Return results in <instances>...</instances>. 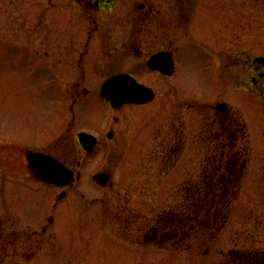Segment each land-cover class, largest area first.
Masks as SVG:
<instances>
[{
    "label": "rangeland",
    "instance_id": "1",
    "mask_svg": "<svg viewBox=\"0 0 264 264\" xmlns=\"http://www.w3.org/2000/svg\"><path fill=\"white\" fill-rule=\"evenodd\" d=\"M230 2L201 0L197 22L186 23L187 33L196 41L185 39L175 73L165 77L149 74L139 63L133 67L141 82L157 88L156 98L114 112L115 119H120L113 125L116 137L98 147L114 153L106 160L99 155L83 158L76 137L79 130L91 131L99 124L105 97L98 91L84 94L80 100L77 96L79 101L72 113L69 95L59 90L61 80L52 57L21 39L20 12L3 11L8 1L0 0V134L19 137L34 148L55 150L59 158L81 172L69 196L60 202L52 227L58 237L41 238L34 246L42 249L49 263L135 264L143 258L154 264L162 258L170 261L169 252H143L121 239L127 234L115 229V207L127 199L142 205L153 203L156 215V211L176 204L181 200L179 186L197 179L194 168L197 170L201 159L204 162L214 142L218 149L220 143L229 144V148L236 142V148L243 146L245 158L240 159L246 163L239 180L242 190L231 197L221 234L214 241L203 237L202 253L209 250L208 254H183L182 263L218 264L222 259L220 249L231 246L264 252V98L246 88L241 68L244 59L264 52V0ZM33 17L28 18L29 24ZM48 17L44 15V19ZM227 17L231 19L230 29ZM229 39L233 45L229 75L234 77L233 83L219 76L214 56V42L223 49L230 44ZM219 102H226L235 116L231 128L234 138L220 136V120L216 117ZM182 129V153L167 157L164 152L177 145ZM217 160L215 156L211 159ZM100 168L112 174L113 186L97 184L93 175ZM25 191L27 203L36 206L26 216V223H31L28 230H39L42 215L36 209L56 197L58 189L43 183L34 189L27 183ZM205 226L203 231H207ZM69 247L73 249L70 260L63 255ZM54 250L58 255L55 258ZM13 252L12 246L7 264H22L18 261L23 260L20 252Z\"/></svg>",
    "mask_w": 264,
    "mask_h": 264
},
{
    "label": "flooded vegetation",
    "instance_id": "2",
    "mask_svg": "<svg viewBox=\"0 0 264 264\" xmlns=\"http://www.w3.org/2000/svg\"><path fill=\"white\" fill-rule=\"evenodd\" d=\"M7 1L3 11L13 9L21 14V39L36 48L44 49L46 54L52 57L56 76L61 80L59 90L69 95L72 113L74 105L82 95L92 91L101 94L102 83L113 75L130 74L141 82L133 70L138 63L142 64V67L144 65L151 75L156 72L166 77L175 73L185 39L196 41V38L187 33L186 23L194 20L195 24L201 9V0ZM44 15L49 17L44 19ZM31 16L34 17L29 24L28 18ZM229 18L227 17L226 24L229 23L230 29ZM58 34L63 37L58 39ZM229 40L230 44H226L223 49L214 42V56L219 76L224 78L226 83H233L234 77H229L233 68V45L232 39ZM153 58L156 65L166 64L173 59V71L166 73L158 67L150 66ZM241 68L242 74L246 76V79L243 78L246 88L264 98V52L244 59ZM149 86L156 93L157 88ZM126 105L130 104L112 108L108 114L104 111L99 124L87 131L96 135L98 141L92 152L82 148L83 158L99 155L106 160L112 159V151L100 150L98 147L114 140L116 132L113 125L120 121L115 119L114 112L127 107ZM216 117L220 120L221 138L225 135L233 137L231 128L235 125V116L229 107L225 110L216 108ZM80 131L83 130L76 134L78 142ZM179 133L182 134L177 137V145L172 149L170 146V150L164 152L167 157L170 153H176L177 156L182 153L183 129ZM174 134L178 135L177 132ZM236 136L239 137L237 129ZM237 143L230 148L229 144L224 146L220 143L219 149L215 142L212 143L204 156V162L201 159V162L197 163V170L194 168V173L198 172L197 179L179 186L178 196L181 200L176 204L172 203L168 208L156 211V215L153 213V203L146 202L142 205L132 199L118 203L114 212L115 229L122 235L127 234L126 237L120 238L143 252L157 249L172 254L170 261L162 258L161 262L155 264H183V254H208L209 250L202 253L203 237L214 241L221 234L227 224L231 197L235 191L242 190L239 180L243 178L241 172H244L242 169H245L243 165L246 161H242L240 157L245 158V151L243 146L236 148ZM47 148H34L19 137L15 139L0 134V264L8 263V252L12 246L14 252L19 251L23 257V260H18L22 264L49 263L42 249L34 246L41 238L58 237L52 227L56 223V216L59 215L60 202L69 196L75 183L65 186L48 183L34 173L28 162L29 151L57 154L55 150L50 151ZM198 154L199 152L197 156ZM213 156L218 157L219 161H211ZM194 158L196 154L191 156V159ZM64 162L68 165L66 159ZM79 163L82 164V160ZM98 170L110 173L102 168ZM27 183L34 189L36 184L41 183L58 189L54 194L56 197L36 209L42 215L39 230H28L31 223H26L27 214L33 213L36 207L25 199ZM113 185L110 179L108 185L100 186ZM202 188L214 192L204 205L201 202ZM63 191L65 196L59 198ZM143 206L145 211L142 210ZM204 224L207 231L201 229ZM219 253L222 259L218 264H264V252L260 251L231 246L221 248ZM63 255L70 260L73 249L67 248ZM57 256L54 250V258ZM135 264L154 263L144 261L143 258Z\"/></svg>",
    "mask_w": 264,
    "mask_h": 264
},
{
    "label": "water",
    "instance_id": "3",
    "mask_svg": "<svg viewBox=\"0 0 264 264\" xmlns=\"http://www.w3.org/2000/svg\"><path fill=\"white\" fill-rule=\"evenodd\" d=\"M155 61H152L153 65ZM173 61L166 64H159L157 67L169 72L172 69ZM103 92L109 97L115 106L122 105L129 102L145 103L149 102L155 97L152 88L139 83L134 77L128 74L114 75L105 81ZM219 109H226L225 103L218 105ZM79 138L84 147L89 150L94 146L96 138L90 133L80 132ZM29 164L35 171L36 175L45 179L46 181L58 183L61 185L69 184L74 181L73 171L52 155L45 154L39 151H30L28 154ZM95 178L106 185L109 181L110 175L100 172ZM61 194V196H63Z\"/></svg>",
    "mask_w": 264,
    "mask_h": 264
},
{
    "label": "trees",
    "instance_id": "4",
    "mask_svg": "<svg viewBox=\"0 0 264 264\" xmlns=\"http://www.w3.org/2000/svg\"><path fill=\"white\" fill-rule=\"evenodd\" d=\"M236 178H238V174H237ZM213 193L214 192L212 190L203 189L202 188V190H201V202H202V205H204L206 203V201L211 198Z\"/></svg>",
    "mask_w": 264,
    "mask_h": 264
}]
</instances>
